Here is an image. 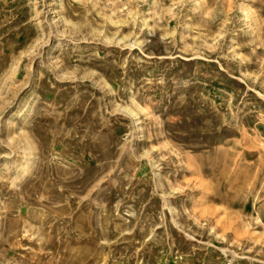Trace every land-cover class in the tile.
<instances>
[{"label":"rangeland","instance_id":"obj_1","mask_svg":"<svg viewBox=\"0 0 264 264\" xmlns=\"http://www.w3.org/2000/svg\"><path fill=\"white\" fill-rule=\"evenodd\" d=\"M0 264H264V0H0Z\"/></svg>","mask_w":264,"mask_h":264}]
</instances>
